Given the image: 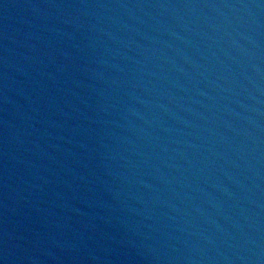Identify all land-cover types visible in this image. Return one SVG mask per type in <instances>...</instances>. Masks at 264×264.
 Masks as SVG:
<instances>
[{
	"label": "water",
	"instance_id": "95a60500",
	"mask_svg": "<svg viewBox=\"0 0 264 264\" xmlns=\"http://www.w3.org/2000/svg\"><path fill=\"white\" fill-rule=\"evenodd\" d=\"M0 264H264V0H0Z\"/></svg>",
	"mask_w": 264,
	"mask_h": 264
}]
</instances>
